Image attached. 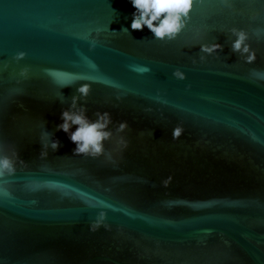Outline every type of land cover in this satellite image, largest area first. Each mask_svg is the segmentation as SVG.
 <instances>
[{"label":"water","instance_id":"95a60500","mask_svg":"<svg viewBox=\"0 0 264 264\" xmlns=\"http://www.w3.org/2000/svg\"><path fill=\"white\" fill-rule=\"evenodd\" d=\"M133 12L129 0H0V143L27 165L0 197V264H264V0H195L172 41L132 30ZM232 27L249 32L253 63L231 51ZM213 42L223 50L200 62ZM83 83L90 120L128 124L114 163L73 155L57 130ZM42 135L60 145L44 159ZM100 211L109 227L91 231Z\"/></svg>","mask_w":264,"mask_h":264},{"label":"clouds","instance_id":"9594fccd","mask_svg":"<svg viewBox=\"0 0 264 264\" xmlns=\"http://www.w3.org/2000/svg\"><path fill=\"white\" fill-rule=\"evenodd\" d=\"M135 12L132 13L131 29L142 31L146 27L153 35V37L160 41H172L184 30L188 20L190 19V12L194 6L195 0H129ZM219 3L228 9H233V0H219ZM256 13H252V18L255 19ZM99 31V30H98ZM231 44L230 49L233 53L238 54L239 58L244 62L251 64L256 60V52L253 50L248 40L250 38L249 32L244 29L232 27L229 30ZM255 35L259 37L261 31L257 29ZM95 41L93 40L92 46ZM223 50V46L219 43H200L199 61L204 62L206 56H211ZM26 53L23 51L17 52L12 59L14 61L23 60ZM196 63V59H193ZM8 64L4 63L0 70L7 69ZM29 68L23 67L20 69L18 76L27 79ZM173 77L178 80H184L185 74L176 69L172 73ZM19 82V81H17ZM77 93L71 98V103L66 110L61 113L62 123L57 125V130L65 132L70 141L76 146L73 150V155L84 156L90 158L103 157L107 162H115L125 149L128 147V141L121 133H124L128 128L126 121L119 122L115 127L114 132L109 130L112 124L111 115L109 112L97 111L94 113L96 119L90 120L86 115V108L78 101L88 97L91 86L89 83L81 84L77 89ZM151 111V109H146ZM76 126L75 131H70L72 126ZM184 129L179 124L175 126L171 132L173 140L181 137ZM143 135V134H142ZM111 141L113 147L111 150H105V142ZM42 149L39 157L44 159L48 156V150L56 151L58 149L59 141L52 139L51 142H46L44 136H41ZM17 165L21 168L27 167L25 162L19 158L17 151L11 146L0 143V197L7 198L11 195L9 190V177H12ZM172 181V176H168L162 181V185L167 187ZM106 213L100 211L93 223L90 225L91 231H96L103 226L108 229V225L104 223Z\"/></svg>","mask_w":264,"mask_h":264}]
</instances>
